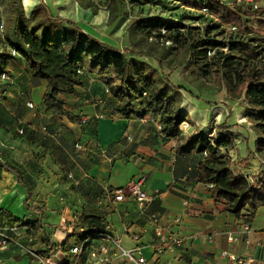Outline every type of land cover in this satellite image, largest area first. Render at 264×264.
<instances>
[{
  "label": "crops",
  "instance_id": "crops-1",
  "mask_svg": "<svg viewBox=\"0 0 264 264\" xmlns=\"http://www.w3.org/2000/svg\"><path fill=\"white\" fill-rule=\"evenodd\" d=\"M22 2L27 18L36 6L51 5L49 0ZM69 2L72 5L70 15L63 19H73L84 32L105 39L102 33L107 30L109 13L100 10L95 15L91 9H82L78 2ZM81 19L87 23V29ZM2 49L3 34L0 51ZM9 70L12 76L1 79L4 98L0 95L1 227L15 225L3 215V211L19 220L37 218L35 213L24 211L23 204L30 190L34 193V203H45L46 214L59 227L51 232L44 220L47 233L56 245L54 257H65L64 250H69L71 255L76 247V239L71 238L67 247L61 248L68 235L73 233L74 220L83 215H96L111 226L114 236L122 237V245L126 248H132V237L140 235L149 264H237L221 258V253L226 251L264 261V224H257L258 214L264 208L257 210L253 222L248 224L250 232L245 233L243 227L246 223L223 212L212 198L210 186L196 181L197 167L205 155L178 154L177 139H165L161 133L160 117L143 116L142 109L137 110L130 120L113 116L111 113L118 107L117 100L96 75L85 73L83 85L73 95L63 97L68 115L81 122L72 123L68 115L47 119L44 107L47 83L32 77L18 56ZM182 101L188 104L182 110L189 118V105L192 113L196 107L186 97ZM100 115L104 117L99 118ZM202 116H206L205 111L198 112L199 120ZM196 127L195 123V126L182 130L185 135H194L200 132ZM248 156L243 148L229 152L240 172L252 178L259 174V170L263 171L262 160L259 156H252L249 164L240 165ZM3 166L12 167L14 172ZM142 176L146 177L145 190L153 196L143 212L132 199L114 200L112 192L115 189ZM175 219L180 222L176 223ZM155 223L166 226L183 239L182 247L163 254L159 259L153 253L157 241ZM19 228L27 232V228ZM228 231L238 235L236 244L228 242ZM16 239L23 248L30 245L28 235ZM102 244L106 241L95 242L97 248ZM109 246L111 264H120L117 251L112 244ZM21 249L11 245L0 251V259L8 255L11 258L14 250Z\"/></svg>",
  "mask_w": 264,
  "mask_h": 264
},
{
  "label": "trees",
  "instance_id": "trees-1",
  "mask_svg": "<svg viewBox=\"0 0 264 264\" xmlns=\"http://www.w3.org/2000/svg\"><path fill=\"white\" fill-rule=\"evenodd\" d=\"M76 1L82 9H91L95 15L102 10L99 0ZM148 2L162 4V0ZM181 2L195 10H206L217 20L207 28L206 34L211 29L231 26L242 35H255L253 43L256 45L240 41L219 42L209 36L192 40L179 29L184 27L157 17L136 21L129 32H136L147 43H170L168 53L177 49L176 46L180 47L188 55L186 68L189 74L199 78L210 72L215 73L229 97L246 101L244 117L253 126L257 139L255 153L240 165L245 166L252 156H259L263 167L259 176L252 177V182L229 157L237 135L227 122L215 127L210 123L203 131L185 135L182 126L188 123V117L181 110L180 88L157 77L156 70L146 62L135 57L128 58L127 52L85 33L74 21L56 18L45 4L36 6L30 18H27L22 0H9L10 13L3 29V49L0 51V95L4 98L1 79L12 76L9 66L14 64L17 56L23 59L32 77L47 83L44 96L47 119L68 115L65 108L67 102L63 97L73 95L83 85L85 73L96 75L118 102V107L111 113L113 116L130 120L137 110L142 109L143 116L160 117L161 133L165 139H177L178 154L205 155L197 167L196 181L212 186L209 192L223 212L234 215L239 222L251 224L257 210L264 208V71L238 73L235 54L248 61L264 59V17L255 18L248 10L232 8L219 0ZM107 5L104 9L109 13L107 26L129 17L125 0H107ZM252 18L257 22L254 29L249 25ZM258 47L261 49L259 52L256 51ZM226 48L228 54L223 51ZM213 51L215 54L211 55ZM201 60L204 62L201 63ZM160 63L162 66L161 60ZM68 117L74 124L81 122L77 117ZM213 131L214 136L211 137ZM3 167L14 172L12 167ZM24 206L37 215L35 220H19L5 211L3 215L12 224L27 228L26 235L33 240L29 245L30 250L54 257L56 245L53 237L47 233L44 222L46 204L34 203V193L29 190ZM73 224V233L68 235L61 248L65 249L70 239L75 238L76 247L85 245V250L90 249L92 245L95 246L100 234L108 232L105 220L96 215H83ZM64 252L63 264L86 263L85 255L78 257L70 255L69 250ZM27 255L31 264L38 263L33 255Z\"/></svg>",
  "mask_w": 264,
  "mask_h": 264
},
{
  "label": "rangeland",
  "instance_id": "rangeland-1",
  "mask_svg": "<svg viewBox=\"0 0 264 264\" xmlns=\"http://www.w3.org/2000/svg\"><path fill=\"white\" fill-rule=\"evenodd\" d=\"M125 1L128 5L129 17L126 19H121L111 26H107V30L102 33L104 35L102 37L105 39H100L97 37L98 40L114 48L127 52L128 58L135 57L138 60L141 58L145 60L147 59L149 61H147L149 65L156 70L155 74L156 76L158 75L157 77H161L164 81H169L170 85L174 86L175 88H180L179 91L182 92L180 95H185L181 96L180 98L181 110L186 108L185 106L188 105L182 101L183 97H186L188 100L192 101V105L196 107L195 111L192 113V107L189 105V109L191 110V115L189 118H187L189 126H195L196 123L198 125L196 128L200 131H203L208 125H210V123L215 127V125L219 123L227 122V124L232 127L233 131L237 135L234 147L236 152L243 148L247 150L249 156L254 154L255 141L257 137L253 130V126L244 117L245 108L247 106L246 101L243 98L233 99L229 97L222 84V81L216 77L215 73L210 72L205 77L201 76L199 78L189 74V71L186 68V58L188 55H185L180 47L178 48V46H176L177 49L168 53V45L166 42L158 41L156 44H151L152 42L147 43L143 41L142 37L136 32L130 33L131 31L129 32V28L138 20L157 17L169 22L177 23L181 27H184L179 29H181L183 33H186L192 40L199 37L209 36L219 42L229 43L231 41H240L248 42L255 46L256 44L253 43L255 35H242L231 26H225L223 29H211L208 31V34H206L207 28L214 24L217 20L208 11H199L189 8L185 6L181 0H162L161 5L149 3L148 0ZM219 1L232 8L240 7L242 9L248 10L254 14L253 17L255 18L256 16L264 17V0ZM73 2L75 3L77 1L73 0ZM49 3H51L49 8L52 10V13L56 18L57 16H60L63 19L64 16L70 15L69 12L72 5L69 0H49ZM98 3L102 10L106 9L108 6L107 0H99ZM0 4H2V9L0 10L1 38L3 34V26L6 22L9 10L7 0H1ZM29 9L30 6L29 3H27V10ZM66 19L74 21L80 27V25L75 20L70 18ZM84 21V19H81V22L84 23L85 29H87L88 25ZM249 25L253 29L257 27V22L254 20V18H252ZM174 51H176V53H174ZM223 51L226 54L229 53L228 48L224 49ZM256 51L259 52L261 49L258 47ZM132 54L134 56H132ZM214 54L215 51H213L211 55ZM235 56L237 58L238 73L248 74L251 72L264 71V59L260 61H248L244 60V58L239 54H235ZM160 60L163 63L162 66ZM201 61V63L204 62L203 60ZM201 111H205L206 116H202L199 120L198 112L201 114ZM183 129L186 130L188 128L184 127ZM214 132L215 131L210 134L211 137L214 136ZM261 173V170H259V174L257 176H259ZM125 186L126 185L124 184L122 185V187ZM24 211L26 213H30L29 209L25 206ZM263 213L264 209H261L257 217V224L259 225L264 224ZM45 221L48 222L47 224L51 232H54L56 228H59L48 214H46ZM13 246L18 247L17 245ZM28 249L29 245H25V247L21 250H14L12 257L9 258L8 255L6 258H1L0 264H31V259L27 255ZM57 256L55 257V260L61 261L63 263L65 262L64 256Z\"/></svg>",
  "mask_w": 264,
  "mask_h": 264
},
{
  "label": "built area",
  "instance_id": "built-area-1",
  "mask_svg": "<svg viewBox=\"0 0 264 264\" xmlns=\"http://www.w3.org/2000/svg\"><path fill=\"white\" fill-rule=\"evenodd\" d=\"M169 46L170 43H167ZM32 108V105H30ZM103 115H100L99 118H103ZM87 119H85L86 122ZM182 129L188 128L189 124H183ZM184 130V129H183ZM252 182V178L249 179ZM146 177H140L131 181L125 187H120L115 189L112 192L115 201H126L132 199L136 202L139 209L143 212L146 208V205L152 201V195H150L145 190ZM212 188V186H210ZM176 223H179V219H175ZM155 236L156 244L153 247L154 256L159 259L163 254L167 252H174L183 245V239L178 234L169 231L164 225L155 223ZM107 233L100 234L97 240L106 241V244L100 245L98 248L93 246L90 249L85 250L84 246L76 247L72 251V255L75 256H86V264H111L112 259L110 257L109 245L112 244V247L117 251V257L120 258V264H149V259L145 255V245L142 242V237L140 235H134L133 242L134 246L132 248H126L122 245V237H116L111 233V226L108 224L106 227ZM243 230L245 233L250 232V226L248 224L244 225ZM22 229L19 228L17 224L10 227H1L0 226V251L11 246L17 245L20 246L19 241L26 232L22 234ZM227 240L231 244H236L239 241L238 235L231 231L227 232ZM91 241H89L90 243ZM29 243H33L32 239H29ZM28 253L33 255L38 263L37 264H63L61 261L55 260V257L43 256L38 254L35 250L28 249ZM221 258L228 260L230 263L237 264H264V261L255 259L253 257H242L236 255L232 252L226 251L221 253ZM76 264V263H74ZM173 264V263H168Z\"/></svg>",
  "mask_w": 264,
  "mask_h": 264
}]
</instances>
